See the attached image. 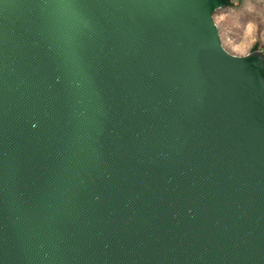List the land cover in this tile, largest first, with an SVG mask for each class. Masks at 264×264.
Here are the masks:
<instances>
[{"label":"water","instance_id":"water-1","mask_svg":"<svg viewBox=\"0 0 264 264\" xmlns=\"http://www.w3.org/2000/svg\"><path fill=\"white\" fill-rule=\"evenodd\" d=\"M232 0H0V264H264V53Z\"/></svg>","mask_w":264,"mask_h":264},{"label":"rangeland","instance_id":"rangeland-1","mask_svg":"<svg viewBox=\"0 0 264 264\" xmlns=\"http://www.w3.org/2000/svg\"><path fill=\"white\" fill-rule=\"evenodd\" d=\"M213 17L222 46L230 54L245 56L256 46L264 53V0H232Z\"/></svg>","mask_w":264,"mask_h":264},{"label":"trees","instance_id":"trees-1","mask_svg":"<svg viewBox=\"0 0 264 264\" xmlns=\"http://www.w3.org/2000/svg\"><path fill=\"white\" fill-rule=\"evenodd\" d=\"M239 2H243L244 0H238ZM258 50V46L255 47V49L253 51H257Z\"/></svg>","mask_w":264,"mask_h":264}]
</instances>
